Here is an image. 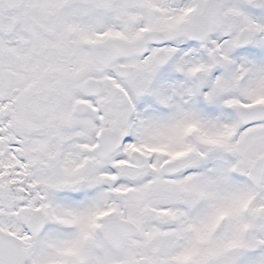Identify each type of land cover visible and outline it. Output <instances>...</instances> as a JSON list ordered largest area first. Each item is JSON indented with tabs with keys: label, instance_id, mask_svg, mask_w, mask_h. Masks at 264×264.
Listing matches in <instances>:
<instances>
[{
	"label": "snow or ice",
	"instance_id": "1",
	"mask_svg": "<svg viewBox=\"0 0 264 264\" xmlns=\"http://www.w3.org/2000/svg\"><path fill=\"white\" fill-rule=\"evenodd\" d=\"M0 264H264V0H0Z\"/></svg>",
	"mask_w": 264,
	"mask_h": 264
}]
</instances>
